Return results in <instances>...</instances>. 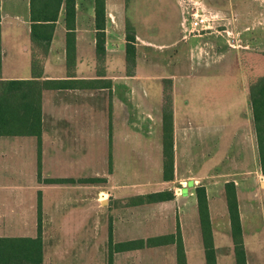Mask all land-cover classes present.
I'll list each match as a JSON object with an SVG mask.
<instances>
[{"label":"crops","instance_id":"1","mask_svg":"<svg viewBox=\"0 0 264 264\" xmlns=\"http://www.w3.org/2000/svg\"><path fill=\"white\" fill-rule=\"evenodd\" d=\"M242 2L240 14L237 15L235 23L240 25L244 42L242 48H245V51L239 55L240 59L236 62L241 67L244 66L249 74L258 68L252 65L253 59L264 63L262 54L264 53V11L261 10V6L264 7V0H243ZM129 8H132V0H104L105 41L104 55L100 59L95 51L94 0H75V62L68 67L64 7H61L38 81L63 80L66 82L69 80V82L64 83L62 88H46L41 92V180L37 178L36 137L1 135L9 137L11 141L0 143V163H3L4 168L16 169L18 178L24 176V167L27 163L33 168L31 175L35 181L31 186L32 192L27 193V203L24 192H8L6 195L7 205L3 202L0 206V237L36 236L38 198H40L42 213V264L46 262L44 248L46 231L56 233V238H50V241L56 242L54 248H57L63 239L67 242L66 247H74V240L77 237L74 233L89 231L87 217L90 205L89 183L79 181L45 183L42 179L73 178L77 180L90 176L83 174V169L87 170L90 167V162L87 161L88 133L85 132L86 123L83 117L98 114L115 115L114 82L124 80L119 85L123 86L125 91L128 89L129 94L126 95L129 96V103L136 102L138 109H135V113L154 115L151 116V120L157 125V132L147 141L149 143L151 141V145L147 148L148 162L138 163L147 177L141 180L134 179L130 184L118 181L115 174L116 164L111 153L112 171L107 176V184L110 188H116L117 193L114 195L105 193L104 187L98 189L100 193L108 197L107 201H102V197H99V205L107 206L110 201L117 202L118 198H122L120 199L122 208L132 210V219H135L136 228L145 232L143 236L137 237L133 226L131 228L124 223L123 228L126 232H132L134 236L119 241L172 234L179 228L185 263L206 264L195 195V188L203 186L206 192L216 264H235L224 189L225 183L233 182L246 263L258 264L259 256L264 255V175L259 166L257 137L252 115H197L192 123L189 120L190 117L185 119L180 117L174 108L173 101L171 106L172 178L163 179L162 98L160 97L159 105L154 110L138 93L137 85L144 83L143 78L150 77L151 80L158 81L156 85L159 84L157 89L160 93L163 80L168 79L172 83L171 94L175 96L178 91L177 86L185 72L189 70L193 76L201 69L198 65L196 69L193 62L189 65L180 62L182 53L181 49L177 48L180 38L178 32L175 38L171 37L175 29L172 24L170 26L172 35L168 34L165 36V41L159 42L164 46V50L161 53V61L158 63L153 62V50L148 46V43L152 44L153 36H143L137 31L134 43V65L129 73L120 74L121 71H127L125 33L126 23L129 20L132 21V16L128 14ZM31 45L29 0H0V80L32 78ZM255 48L263 51L253 50ZM231 62L234 63L235 59ZM90 80H93L94 88L88 87L87 82ZM143 93L145 96L148 94L147 91ZM95 95L102 98L106 96L104 105L91 100V97ZM132 95L137 98L133 102ZM125 103L119 101L118 106L120 113L124 115L123 130L125 135H128L127 123L130 121L127 120L126 115L130 114V110ZM185 122L192 123L191 125L201 129L206 126L207 128L216 127L219 132L205 141L194 137L193 133H185L187 136L183 139L184 132L182 133L181 130ZM104 126L105 128L108 126L106 120ZM129 133L136 137V143L139 144L137 140L141 137V133L136 131ZM104 135H106L105 131L102 132V136ZM144 138L147 139L146 136ZM137 157L139 156L136 155V160ZM5 162L10 163L4 164ZM101 163L104 165L108 163V154H102ZM46 169L54 172L47 173ZM18 178L10 179L7 185L16 189L23 187L24 177L22 181ZM127 190H132V193H127ZM157 191L171 192L172 198L142 204L133 202L137 196ZM115 196H118L117 199ZM130 198H132V204H128ZM261 235L262 238L259 237ZM86 239L88 241V237ZM131 251L132 264H176L175 244L170 243L115 252L113 264H117L116 256Z\"/></svg>","mask_w":264,"mask_h":264},{"label":"rangeland","instance_id":"2","mask_svg":"<svg viewBox=\"0 0 264 264\" xmlns=\"http://www.w3.org/2000/svg\"><path fill=\"white\" fill-rule=\"evenodd\" d=\"M242 1L132 0V8L128 10V14L132 16V21L129 20L127 23L132 27L135 34L138 31L143 36H153V40L151 39L152 44L148 43V46L153 50V62L158 63L161 61V53L164 50V46L160 45L161 43L159 42L165 41V36L168 34L172 35L170 26L174 24L175 29H173L171 37L175 38L178 32L180 41L177 44V48L181 49L182 53L180 62L186 65L193 62L192 64H195L196 69L197 65L201 69L198 74L196 73L193 76L189 70L185 72L184 77L177 86L178 91L175 96L171 94L173 90L171 83H163V88L160 89L159 93L157 89L159 84L156 85L157 80L153 81L150 77L143 78L144 83L137 85L139 87L137 91L147 100L148 105L156 110L163 91L164 96L167 94V97L164 98L171 97V102L174 101V108L180 114V117L183 119L190 117V122L194 121L197 115H252L247 96V75L249 74L244 69V66L241 67L236 62V60L240 59L239 55L245 51V48H242L244 42L241 37L240 25L235 23L243 5ZM193 5L202 8L206 16L209 17L210 29L199 32L190 31L191 28L186 12ZM261 10L264 11V7L261 6ZM184 13L186 19H183ZM211 16L214 17L211 18ZM183 20L185 21L184 23L182 22ZM260 49L255 48L253 50L263 51ZM232 59H235L234 63L231 62ZM215 65L216 67H214ZM252 65H258L255 75L264 74L263 63L254 61ZM125 73H129V71L120 72V74ZM123 81L116 80L114 82L116 87V99L114 98L115 115L97 113L98 115H84L83 117V121L86 123L85 132L88 133L86 140L89 141L87 142V161L90 162V167L87 170L84 168L83 174L104 179V181L89 184L90 205L87 212L89 231L74 233V235H77L74 240V247H66L65 243L67 242L63 239L62 242H59L57 248H54L56 242L50 241V238H56V233L46 231L44 237L45 264H107L109 229H112L114 242L134 236L132 232H126L123 228L124 223L125 225H130L131 228L133 226L137 237L145 234V232L136 228L135 219H132V210L122 208V203L120 202L122 198H118L117 202L110 201L107 206L104 204L99 205L98 203L99 197H102V201H107L108 199L98 189L104 187L105 193L109 192L112 195L117 193L116 188H110V185L107 184V176L112 171L111 153L114 164H116L115 174L118 181L130 184L134 179L141 180L147 175L144 174L143 169H140L138 163L148 162L146 159V156H148L147 148L151 145V141L150 143L147 141L157 132V125L151 120V116L154 115H137L135 113V109H138V107L135 105L134 99L137 98L132 95V102H134L132 104H130L131 102L129 103V96L126 95L129 94L128 89L125 91L123 86L119 85ZM168 86L170 88H167ZM143 91H147L148 94L145 96ZM105 98L95 95L91 97V100L104 105ZM119 101L126 102L125 104L130 110V114L126 115L128 116L127 120L129 119L130 121V123L126 122L127 131L141 133V137L137 140L139 144L136 143V137L134 138L131 133L127 132L128 135H125L123 130L125 127L123 124L125 122L124 115L120 113ZM105 120L108 124L106 128L104 126ZM192 123H183L181 130L182 133L184 132V135H182L183 139L187 136L185 133H193L194 137L202 138L205 141L211 139V135L214 137V134L219 132L216 127L207 128L208 126H206L201 129L191 125ZM203 129H205V132ZM103 131L106 133L104 136H102ZM86 140L84 142L85 145ZM6 141L11 140L7 136H0L1 144L6 143ZM144 143L146 144L144 145ZM200 148L202 149V146ZM102 154H108V163H105V165L101 163ZM136 155L139 156L137 160ZM7 163L10 162H5L4 164ZM32 170V166L26 163L23 187L16 189V187L13 188L7 185L10 179L16 180L18 178L16 169L4 168L3 163H0V206L3 202L7 205L5 197L8 192H24L26 203L28 202L27 193L32 192L31 186L35 181V178L31 175ZM46 172L52 174L54 171L46 169ZM94 173L97 174L92 175ZM23 177L18 178L19 181H22ZM127 193H132V190H127ZM117 197L115 196L116 199ZM86 234L87 236H85ZM86 237H88V241ZM259 237L262 238V235ZM86 245L88 246L86 247ZM115 260L117 264H132V251L116 256ZM259 261L258 264H264V255L259 256Z\"/></svg>","mask_w":264,"mask_h":264},{"label":"trees","instance_id":"3","mask_svg":"<svg viewBox=\"0 0 264 264\" xmlns=\"http://www.w3.org/2000/svg\"><path fill=\"white\" fill-rule=\"evenodd\" d=\"M64 7V25L66 28V65L75 62V0H29L30 40H31V79L0 80V136L1 135H32L37 139V178L41 180L40 152H41V92L46 88H62L68 81H38L42 74L43 60L47 54L52 38L55 22L61 7ZM94 26L96 56L101 59L104 55V0H94ZM125 60L127 72L135 62V32L126 23ZM264 56V53H262ZM1 58V56H0ZM258 61L253 59L251 62ZM260 62V61H258ZM262 63V62H260ZM264 64V63H263ZM258 66V65H256ZM249 73L247 96L250 103L254 128L257 137V154L259 166L264 175V74ZM93 80L87 82L89 88H94ZM170 80H163V83ZM164 85V84H163ZM172 85V83H171ZM163 88V86H162ZM167 88H170L168 86ZM172 88V87H171ZM165 89V88H164ZM162 91V178H172L173 170V127L171 97L164 98ZM110 160V159H109ZM104 179L88 177L73 178H45V183H74L76 181L94 184ZM228 207L235 264H247L233 182L224 185ZM197 209L200 219L205 263L216 264L215 251L212 240L206 192L203 186L195 188ZM172 198L168 191H157L137 196L136 204L150 203ZM132 204V198L128 200ZM41 203L37 201V234L35 237H0V264H42L43 242L41 231ZM112 229L108 231L107 264H113L115 252L141 249L144 247L175 244L176 264H186L183 243L179 228L175 233L148 238L130 239L114 242Z\"/></svg>","mask_w":264,"mask_h":264},{"label":"built area","instance_id":"4","mask_svg":"<svg viewBox=\"0 0 264 264\" xmlns=\"http://www.w3.org/2000/svg\"><path fill=\"white\" fill-rule=\"evenodd\" d=\"M186 12V11H185ZM189 20L190 31H203L211 28L209 24V17L206 16L203 9L197 6H192L189 11L186 12ZM214 16H211V18ZM183 19L185 18V13L183 15ZM185 22L184 20L182 21ZM227 31V30H226ZM228 33V32H227Z\"/></svg>","mask_w":264,"mask_h":264},{"label":"water","instance_id":"5","mask_svg":"<svg viewBox=\"0 0 264 264\" xmlns=\"http://www.w3.org/2000/svg\"><path fill=\"white\" fill-rule=\"evenodd\" d=\"M104 203V202H103Z\"/></svg>","mask_w":264,"mask_h":264}]
</instances>
